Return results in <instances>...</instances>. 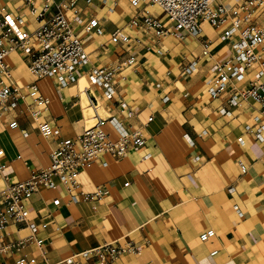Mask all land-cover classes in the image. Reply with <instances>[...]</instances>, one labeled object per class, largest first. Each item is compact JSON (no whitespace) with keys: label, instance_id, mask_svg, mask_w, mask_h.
I'll return each mask as SVG.
<instances>
[{"label":"built area","instance_id":"built-area-1","mask_svg":"<svg viewBox=\"0 0 264 264\" xmlns=\"http://www.w3.org/2000/svg\"><path fill=\"white\" fill-rule=\"evenodd\" d=\"M123 1L131 13L123 25H117L110 18ZM152 8L159 13L154 14ZM205 26L215 35H208ZM188 39L198 42L199 52L181 57L178 77H191L206 60L207 74L197 98L218 100L220 117L241 115L242 133L264 142V0H237L231 5L222 0H0V117L16 111L51 142L49 165L30 170L22 180L7 171L0 147V254L13 257V264H114L122 256L141 253L144 240L124 238L51 261L41 233L53 221L52 213L46 210L44 218L36 221L29 202L35 193L61 190V196L51 199L57 209L64 200L94 202L108 194L106 186L83 190L77 178L103 155L118 159L145 146L144 128L152 116L139 126L129 123L136 112L118 90L126 71L136 70L139 64L131 49L162 58L168 53L167 41L185 45ZM216 41L223 44L222 50H213ZM90 42L119 46L117 59L93 63L87 50ZM12 55L32 77L25 85L13 82L6 62ZM44 78L58 88L77 84L86 94L88 105L94 108L92 122L87 120L78 134L62 136L59 127L45 119L50 99L38 86ZM93 88L123 115L107 114L99 102L95 105L100 96ZM191 95L189 90L182 92L183 98ZM168 100L164 95L162 101ZM7 126L17 128L18 120H10ZM207 133L203 128L197 136ZM184 138L194 145L190 136L184 134ZM22 231L25 234L18 235ZM214 234L213 229L202 231L199 241L207 244ZM219 251L214 249L210 255Z\"/></svg>","mask_w":264,"mask_h":264},{"label":"crops","instance_id":"crops-1","mask_svg":"<svg viewBox=\"0 0 264 264\" xmlns=\"http://www.w3.org/2000/svg\"><path fill=\"white\" fill-rule=\"evenodd\" d=\"M222 1L231 5L237 0ZM122 5L127 3L123 1L116 14L122 11ZM204 29L208 35H215L209 27ZM189 42H194V46L192 51L186 47L185 55H196L198 42L188 39L185 45ZM169 43L172 41H167L166 46ZM223 47L216 41L213 50ZM140 51L139 64L131 71L143 72L141 85L133 90L129 101L123 96L125 89L121 84L118 90L136 112L129 123L139 126L152 116L144 128L145 146L129 150L118 159L103 155L78 174L83 190L108 188V194L98 201L64 200L56 209L51 199L61 196V190L41 191L32 196L29 207L36 221L44 218L46 210L52 213L53 221L41 233L48 258L55 261L104 242L130 238L144 240L141 253L122 256L114 264L264 263V142L242 133L241 115L232 119L220 117L216 111L218 100L197 98V89L202 87L207 74L206 60L195 72L203 74L200 82L192 81L194 75L185 81L178 76L171 79V72H160V67L151 65L148 59L161 58ZM116 59L117 55L110 63ZM6 62L16 85L30 81L25 65L16 56H9ZM147 75L155 81H146ZM147 84L149 92H144L142 86ZM38 86L50 99L45 119L58 126L62 136L81 132L86 121L78 85L58 88L44 78ZM129 89L131 86L127 85L125 96ZM184 90L192 95L183 98ZM93 93L101 94L97 88H93ZM164 95L169 97L166 102L162 101ZM97 102L103 112L123 115L101 96L95 105ZM13 119L18 120L14 129L7 126ZM203 128L208 133L200 138L197 133ZM184 134L194 140L193 146ZM39 136L34 124L16 111L0 117V147L7 171L14 179H25L30 170L49 165L51 142L41 141ZM195 156L199 159L195 160ZM125 182L128 184L124 185ZM207 229H213L215 234L209 243L203 244L198 236ZM22 234L25 231L18 235ZM217 248L220 251L210 255ZM0 264H13V257L0 254Z\"/></svg>","mask_w":264,"mask_h":264},{"label":"rangeland","instance_id":"rangeland-1","mask_svg":"<svg viewBox=\"0 0 264 264\" xmlns=\"http://www.w3.org/2000/svg\"><path fill=\"white\" fill-rule=\"evenodd\" d=\"M227 4V3H226ZM123 6V5H122ZM151 11H154L153 13L154 14H158L159 13V9L157 8H152ZM129 13H130V8L127 7V5H124L123 6V9L121 12L113 15L110 20L112 21V23H115L117 25H123L127 19V17L129 16ZM90 46L88 47L87 50L90 51V58L91 60L94 62V63H97V64H109L111 61L114 60V57L115 55L117 54V52L119 51V46H113L111 44H106L104 46H98L97 43H93V42H90ZM194 46V42H189V44L187 45H180V44H176L175 42H172V43H169L167 45V48L169 47L170 48V53L167 54L165 57L161 58L160 60L156 59V58H153V57H149L148 59V62L151 64V65H156V66H159V71L160 72H163V73H166V72H171L172 74L169 75V77L172 79L177 75L178 73V65H179V62H180V59L182 57V55H185L186 53L184 52V49L187 47V48H190V50L192 51V48ZM141 49L140 48H136V49H131V51H133L135 53V55L137 57H140V54H141ZM116 51V52H115ZM132 69H129L126 71V78H127V81L124 82V81H121V85L122 87H124L125 89V92H123V96L125 98V100L129 101L132 97V92L133 90L136 88V87H139L140 84V74H143L142 73H133L131 71ZM27 73V70L25 71ZM28 74V73H27ZM197 73H194L191 77L192 81L194 82H200V80L202 79V75H196ZM28 76L30 77V80L32 79V77L28 74ZM146 81H155L154 78H152L151 76L147 75L146 76ZM149 79V80H148ZM182 79V78H181ZM185 81L189 80L190 77L188 78H184ZM183 80V79H182ZM127 85H130L131 86V89L128 90V95L125 96L124 94H126L127 90H126V87ZM177 85H180L179 83H177ZM79 88L82 89L83 88V85L82 83H80L79 85ZM142 89L144 90V92H149V87H148V84L146 86H142ZM85 93L84 92H81L80 93V96H81V106H82V110H83V115H84V120L87 121L89 123L92 122L91 119V116L93 114V109L91 106L88 105V99L87 97L84 95ZM79 96V93H78V97L77 98H80ZM83 96V98H82ZM158 98L156 99V102L155 104L158 102ZM162 106H164V104H162ZM87 107H90L91 108V113L88 112L86 110ZM86 125V123H85ZM0 139L2 140V137H0ZM39 139L41 141H45L46 139H44L43 137L39 136ZM0 140V141H1ZM2 142V141H1ZM250 264H264V263H256V262H251Z\"/></svg>","mask_w":264,"mask_h":264},{"label":"bare ground","instance_id":"bare-ground-1","mask_svg":"<svg viewBox=\"0 0 264 264\" xmlns=\"http://www.w3.org/2000/svg\"><path fill=\"white\" fill-rule=\"evenodd\" d=\"M26 70H27V69H26ZM27 72H28V71H27ZM28 74H29V72H28ZM29 75H30V74H29ZM30 76H31V75H30ZM84 95H85V94H84ZM85 96H86V95H85ZM82 98H83V96H82ZM86 110H87L88 112H90V113L92 112L90 107H87Z\"/></svg>","mask_w":264,"mask_h":264}]
</instances>
